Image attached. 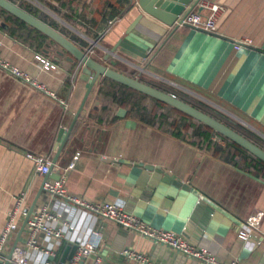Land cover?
<instances>
[{
	"label": "crops",
	"instance_id": "1",
	"mask_svg": "<svg viewBox=\"0 0 264 264\" xmlns=\"http://www.w3.org/2000/svg\"><path fill=\"white\" fill-rule=\"evenodd\" d=\"M10 1L97 62L167 93L214 103L264 140V0H201L224 7L213 33L170 25L171 18L168 24L146 13L137 0ZM191 12L206 14L199 4ZM8 16L0 10V57L55 94L0 68V229L19 197L27 212L17 217L10 246L23 225L16 245H24L25 219L47 205L68 223L61 225V239L45 243L52 247L53 260L67 261L78 243L99 229L101 264H140L120 254L125 248L153 264H203L48 195L42 189L45 177L26 157L32 153L50 160V179L74 162L65 183L70 195L119 202L150 227L176 232L222 263L238 258L241 264H264V246L240 235L249 230L246 218L258 211L263 217L254 233L264 235L263 180L215 158L211 148L193 141L190 130H173L169 121L179 117L166 107V119H145L139 108H150V99L128 95L110 79H97L74 119L88 74L67 52L58 56L59 47L39 34H11ZM242 38L250 45L235 49ZM35 55L55 68L44 69ZM121 95L128 97L124 104L117 101ZM136 98L143 106L134 109ZM43 258L35 253L28 264ZM92 262L88 256L81 264Z\"/></svg>",
	"mask_w": 264,
	"mask_h": 264
},
{
	"label": "built area",
	"instance_id": "2",
	"mask_svg": "<svg viewBox=\"0 0 264 264\" xmlns=\"http://www.w3.org/2000/svg\"><path fill=\"white\" fill-rule=\"evenodd\" d=\"M199 7L206 10V14H202L201 12H189L187 14H183L175 20L174 25H187L205 32H215L217 22L224 12L223 5L218 2L201 1L199 3ZM247 45H250V41L246 38H242L235 42L234 48L240 49L242 46ZM35 58L39 60L44 69L55 68L54 64L39 55H35ZM0 68L25 83L30 84L32 87L55 97V94L48 91L42 83L37 82L26 72L1 57ZM211 139L220 145L224 144V141L216 135H213ZM26 157L31 161L33 168L38 175L45 177L50 173L51 165L48 158L32 153H27ZM73 165L74 162H71L61 171L60 174H58L56 179H45L42 184L43 191L50 196L60 197L73 203L74 205L84 208L98 216L100 219L110 220L127 231L137 233L140 236L152 240L156 244H159L178 254L190 257L203 264H241L238 258L231 259L228 263H222L206 249L195 247L187 243L180 234L170 230L155 229L150 227L137 216L124 211L119 202H88L84 199L68 194L65 183L67 180L68 170L71 169ZM21 202L22 197H19L15 206L8 214L4 226L0 229V264H5V262L7 264H28L32 255L35 253H39L42 256L44 255V258L40 260V264H81L84 258L88 256H92V264H101V255L99 251L102 244V234L99 229H95L86 237L84 241L79 242L74 253L67 261H56L51 258L54 256L52 247L45 245V243H52L53 241L61 239L63 236L61 225L66 226L68 223L62 221L61 214L59 212L52 211L47 205L40 206L38 210L28 217L25 224L27 238L24 245H15L14 247H12V245L10 246L9 240L17 227V217L19 215L26 216L27 214L26 210L20 208ZM262 217V211H258L247 217L246 225L249 230L240 234L243 239H255L258 246H264V235L257 236L254 233L259 230ZM9 253L10 257L7 258ZM120 254L128 262L153 264L147 256L130 248L123 249Z\"/></svg>",
	"mask_w": 264,
	"mask_h": 264
},
{
	"label": "water",
	"instance_id": "3",
	"mask_svg": "<svg viewBox=\"0 0 264 264\" xmlns=\"http://www.w3.org/2000/svg\"><path fill=\"white\" fill-rule=\"evenodd\" d=\"M200 1L201 0H137L138 5L146 13L155 16L159 19H162L168 22V24L170 20L169 18H171L172 20L170 21V25L175 22V20L184 10L185 6L192 2L190 8L184 13L187 14L191 12V10L196 5H198ZM0 8L6 11L7 13L13 15L14 17L18 18L19 20L23 21L30 27L38 30L40 33L44 34L47 39L51 41V43L59 47V50L56 51V54L58 56H61L63 52H67L71 56L68 59L73 60L75 63H77L78 68H81V72L88 74V78H90L89 86L83 96L82 102L74 119L78 117L90 91L92 90L94 83L99 77H102L110 79L130 89H133L144 95L159 100L165 103L166 105L185 113L193 119L210 127L212 131L217 132L218 134L229 139L230 141L236 143L237 145L244 148L246 151H248L249 153L264 162V150L262 148H260L259 146H257L256 144H254L253 142H251L250 140H248L247 138H245L226 124H224L223 122L219 121L218 119L204 113L203 111L197 109L191 104L177 98L173 94L162 91L139 80L138 78L123 74L113 68L107 67L106 65L97 62L92 57H90L86 51L81 50L77 45L68 40L57 30L53 29L51 26L41 21L39 18L24 10L23 8L19 7L17 4L11 2L10 0H0ZM199 9L201 8L199 7ZM167 12L173 14V17H167ZM45 179H47V176H45L43 182L45 181ZM27 218L25 219V222ZM23 226L18 232L12 247L17 244L19 236L23 230ZM9 257L10 253L7 255V258ZM5 264L7 263L5 262Z\"/></svg>",
	"mask_w": 264,
	"mask_h": 264
},
{
	"label": "trees",
	"instance_id": "4",
	"mask_svg": "<svg viewBox=\"0 0 264 264\" xmlns=\"http://www.w3.org/2000/svg\"><path fill=\"white\" fill-rule=\"evenodd\" d=\"M0 10L2 12H4L6 15H9L8 17H6L7 19H9L8 21H10L11 23V34H14L15 30H21L24 31L28 34H30L31 32L37 33L40 35V37H42V39H47V37L40 33L38 30L30 27L29 25L25 24L23 21L19 20L18 18L14 17L13 15L7 13L6 11H4L3 9L0 8ZM114 82V81H113ZM116 85H119L121 87H123L125 90L128 91V95L130 94H137L139 98H149L150 101L152 102L150 108L148 107H144L143 103L141 100H139L138 98H136L135 100L137 101L135 103V105L137 106H133V108H139L141 106L142 109L141 113L142 116L145 119H157L158 122L160 121V119H166L168 117V115L166 114V112H162L163 108H167V110L169 112L174 113L177 117H179L178 119H173L169 121L170 127L173 130L178 131L179 133H181L182 130H190V133L192 135V137L194 138L193 141L199 144L204 145V147L206 148H211L212 149V153L215 156V158L221 159L231 165H234L236 167H239L240 169L244 170L245 172L261 179L264 181V162L261 161L260 159H258L257 157H255L254 155H252L251 153H249L248 151H246L244 148L240 147L239 145H237L236 143L230 141L229 139H227L226 137L218 134L217 132L212 131V129L208 126H206L205 124L193 119L192 117L186 115L185 113L178 111L177 109L170 107L168 105H166L165 103L156 100L152 97H149L147 95H144L140 92H137L133 89H130L124 85H121L117 82H114ZM150 85V84H149ZM153 86V85H151ZM155 87V86H153ZM158 88V87H156ZM159 89V88H158ZM162 90V89H160ZM164 91V90H162ZM126 94V95H127ZM126 95H121V97L117 98V101L120 102L121 104H124L128 97ZM175 96L189 104H191L192 106L196 107L197 109L203 111L204 113L218 119L219 121L223 122L224 124H226L227 126H229L230 128H232L233 130H235L236 132H238L239 134H241L242 136H244L245 138H247L248 140H250L251 142H253L254 144H256L257 146H259L260 148H262L264 150V140L262 138H260L259 136H257L255 133H253L251 130H249L247 127L238 124V123H232L228 120H226V118H224L222 115L216 113L215 111H212L209 107H207L204 104H196L194 102H192L191 100H189V98L186 95H183L181 93H176ZM176 133L179 135V133ZM216 135L218 137H220L223 141L224 144L220 145L218 143H216L215 141H212L211 136ZM198 140V141H197Z\"/></svg>",
	"mask_w": 264,
	"mask_h": 264
},
{
	"label": "rangeland",
	"instance_id": "5",
	"mask_svg": "<svg viewBox=\"0 0 264 264\" xmlns=\"http://www.w3.org/2000/svg\"><path fill=\"white\" fill-rule=\"evenodd\" d=\"M189 100H191L192 102L196 103V104H204L207 107H209L212 111H215L216 113L222 115L224 118H226V120L232 122V123H238L243 125L241 122L242 121H238L237 119H235L234 117L231 116L230 113L224 111L223 109H219V107H217V105H215L214 103L208 102V101H201L199 99L196 98H192V97H188ZM149 104V103H148ZM245 126V125H243ZM246 127V126H245Z\"/></svg>",
	"mask_w": 264,
	"mask_h": 264
}]
</instances>
